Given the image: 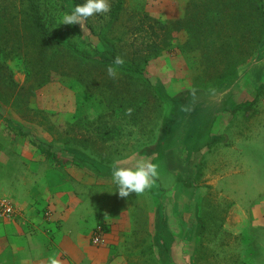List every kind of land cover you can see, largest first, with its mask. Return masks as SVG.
Returning a JSON list of instances; mask_svg holds the SVG:
<instances>
[{
    "label": "rangeland",
    "instance_id": "1",
    "mask_svg": "<svg viewBox=\"0 0 264 264\" xmlns=\"http://www.w3.org/2000/svg\"><path fill=\"white\" fill-rule=\"evenodd\" d=\"M27 1L0 0L10 30L0 33V113L94 169L111 173L114 161L158 164L152 187L128 197L115 191L112 176L93 179L88 169L64 171L91 191L85 200L93 209L84 217L107 224L113 234L115 249L106 264H264V94L258 95L264 45L228 86L199 89L188 119L190 108L180 116L177 99L193 88L203 65L200 50H181L186 31L174 32L173 45L149 62L142 78L127 79L117 68L113 77L108 67L64 49L39 47L31 61V52L14 45L23 39L17 29L25 26ZM36 1L51 33L78 52L109 53V40L127 60L136 46L154 38L150 23L156 29L155 21L173 25L190 0H109L107 13L82 25L61 23L74 0ZM119 1L122 8L114 14ZM144 19L148 33L133 32ZM255 99L246 114L235 110ZM50 167L51 161L26 138L10 135L0 119V184L30 197ZM13 191L5 196L14 199Z\"/></svg>",
    "mask_w": 264,
    "mask_h": 264
},
{
    "label": "trees",
    "instance_id": "2",
    "mask_svg": "<svg viewBox=\"0 0 264 264\" xmlns=\"http://www.w3.org/2000/svg\"><path fill=\"white\" fill-rule=\"evenodd\" d=\"M75 5L82 3L81 0H74ZM26 4V22L22 31L17 29L20 39L14 42L18 48H24L30 53V60L34 61V49H64L74 53L78 58L87 63L100 66H112L121 70L127 79L142 78L145 68L149 62L160 56L163 51L173 45L174 32L186 31L187 38L181 44L182 51L200 50L202 53L201 62L203 70L198 74L192 89L182 92L178 100V112L180 116L188 113V119L193 115L191 109L192 98L199 89L211 92L219 90L229 85L238 75L241 66L246 64L264 45V0H190L187 8L183 9V17L170 21H155L158 24L156 29L154 24H149L152 40L143 41L136 46L129 59L123 60L120 65L114 63L119 54L113 48L114 44L105 40L111 45L109 53L91 56L80 53L70 44L51 33L38 1L28 0ZM122 8V1L115 7L114 14ZM6 14H0V33L3 29L9 33V27L4 25ZM150 20V17H145ZM146 19L136 25L133 32H146L144 27ZM220 53V55H219ZM121 57V56H119ZM145 82V79H144ZM264 94V81L259 84L258 95ZM256 99L250 104L240 103L235 110L247 113L253 108ZM0 119L10 135L14 138L22 137L38 150L39 153L51 159L57 167L76 165L88 167L91 171L100 175H111L110 172L102 168H92L86 159L72 154L70 157L61 153V148L56 142H43L35 138L32 131L23 124L0 113ZM192 120V118H191ZM223 136L213 138L211 145L218 143ZM108 227V226H107ZM106 227V228H107ZM108 230V228H107Z\"/></svg>",
    "mask_w": 264,
    "mask_h": 264
},
{
    "label": "crops",
    "instance_id": "3",
    "mask_svg": "<svg viewBox=\"0 0 264 264\" xmlns=\"http://www.w3.org/2000/svg\"><path fill=\"white\" fill-rule=\"evenodd\" d=\"M39 154L54 167L43 170V180L30 197L19 188L0 184V195L8 194L6 191L11 188L15 189L12 194L16 198L11 197L15 203L13 215L0 213V264H50V256H55L60 264H106L115 249L113 234L107 231V241H110L107 245L92 244V232L97 223L84 217L89 208L93 209L85 200L89 198L85 193L91 191L81 189L76 180L64 173L88 167H57L51 159ZM88 171V177L93 179L94 176H111Z\"/></svg>",
    "mask_w": 264,
    "mask_h": 264
},
{
    "label": "clouds",
    "instance_id": "4",
    "mask_svg": "<svg viewBox=\"0 0 264 264\" xmlns=\"http://www.w3.org/2000/svg\"><path fill=\"white\" fill-rule=\"evenodd\" d=\"M110 10L109 0H83V3L76 4L71 12L61 16V23L75 24L92 17L95 14L107 13ZM124 61L117 56L114 63L122 64ZM109 76L115 77L116 70L109 66ZM111 176L115 188L120 197H128L131 193L141 194L152 187L159 176L158 164L148 160H137L134 166H121L114 161L111 166ZM50 264H60L55 256L49 257Z\"/></svg>",
    "mask_w": 264,
    "mask_h": 264
},
{
    "label": "built area",
    "instance_id": "5",
    "mask_svg": "<svg viewBox=\"0 0 264 264\" xmlns=\"http://www.w3.org/2000/svg\"><path fill=\"white\" fill-rule=\"evenodd\" d=\"M15 212V203L13 200L5 195L0 196V213L4 215H13ZM49 216L50 213L48 212ZM107 224L97 225L92 232V242L95 245H103L107 241Z\"/></svg>",
    "mask_w": 264,
    "mask_h": 264
}]
</instances>
